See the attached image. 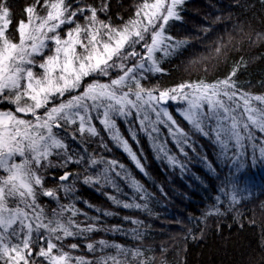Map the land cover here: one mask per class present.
I'll list each match as a JSON object with an SVG mask.
<instances>
[{
	"label": "snow or ice",
	"instance_id": "6c2138e0",
	"mask_svg": "<svg viewBox=\"0 0 264 264\" xmlns=\"http://www.w3.org/2000/svg\"><path fill=\"white\" fill-rule=\"evenodd\" d=\"M187 2L130 0L124 12L125 4L114 11L112 0H33L16 18L10 0H0V264H172L174 253H183L176 264H189V241L223 238L227 219L256 233L243 264H264V182L257 184L250 174L264 168V92L248 91L250 81L240 83L248 67L245 40L264 49V0H234L227 17L201 20L195 32L185 27L181 36L175 28L187 24ZM193 40L204 51L193 53L187 78L162 85L166 63L195 49ZM230 52L236 55L227 65ZM259 59L264 62V54ZM221 62L225 74L208 79ZM259 87L264 89V79ZM142 137L154 158L179 170L181 178L193 163L202 166L205 176L193 178L205 192L211 187L220 193L195 230L186 223L193 217L176 211L163 217L175 235L155 231L172 197L152 180L143 149L138 154L129 143L139 145ZM201 137L211 155L202 144L198 150ZM110 144L152 190L106 155ZM80 188H94L116 207L145 218L123 216L134 225L130 230L106 227L102 217L118 213L81 201ZM257 190L261 197L254 198ZM43 198L55 207L49 211ZM78 202L99 215L89 216ZM99 232L131 235L136 246L93 240ZM150 236L161 242L149 244ZM69 239L86 241L93 258L66 251L80 248L66 244Z\"/></svg>",
	"mask_w": 264,
	"mask_h": 264
},
{
	"label": "trees",
	"instance_id": "16d2710c",
	"mask_svg": "<svg viewBox=\"0 0 264 264\" xmlns=\"http://www.w3.org/2000/svg\"><path fill=\"white\" fill-rule=\"evenodd\" d=\"M33 0H10L12 8L14 10L16 18H20L23 15V8L28 4L32 3ZM130 0H112L114 5V11H116L115 5L118 3H124L125 9L121 10L126 12L127 5ZM234 3V0H188L186 4V14L185 20L187 24L185 26L177 25L175 28V32L180 33L181 36L184 34V28L188 27L195 32L199 26L201 20H211L214 19L215 16L223 14L225 17L228 15L227 9L230 5ZM233 15H235L233 13ZM193 44L196 45L195 49L190 50L184 55L176 58L171 63H166V69L168 75L161 78L160 83L165 86H171L174 83L179 82L181 79H186L188 74L185 71V67L190 59H194L195 55H199L204 51V45L200 44L197 40L192 41ZM239 46V45H238ZM244 51L243 56L246 61H248L247 71L240 78L241 84H247V82H251L252 87L248 89V91L254 93L264 92V89L259 87V82L261 79H264V62L260 61L259 55L264 54V49H261L259 45L249 46L247 41L245 40L243 45ZM195 53V55H193ZM236 54L234 52L229 53V59L227 61V65H230L232 62V57ZM227 65L224 62H221L215 69H212L208 73V79H215L218 77H222L226 70ZM201 76L204 74L201 72ZM195 75H193V79ZM175 106H173L174 108ZM177 119H182L177 114ZM121 131L124 132L125 136H127L126 127H122ZM129 143L133 146V149L137 151L139 154L141 149H143V158L146 164V167L150 173L152 180H154L157 184H164L166 190L169 192L172 197V201L168 203V211L165 213L163 208H161V220L157 222L155 231L160 232L164 231L168 233V228L166 225L168 221L163 219L166 215H171L176 211H182L185 215H191L193 219L190 222L186 221L189 227L194 230L197 228L198 219L201 216V213L208 209L215 199L216 195H219V192H213L211 187L209 190L205 192L198 184V181L193 178V175L204 177L205 170L199 164L193 163L190 165V173L181 178L179 170L172 172L168 168H166L163 164L157 161L154 158L152 149L147 141L146 137L141 138V142L137 145L134 141L129 138ZM203 145L205 151L211 155V148L207 140L201 137L198 141V150L199 145ZM112 148V152L106 155L116 158L121 163L125 164L127 168H129L133 175L136 176L142 183H145L150 190H152V185L149 181L145 180V178L138 172L135 168L134 164L127 157V155L122 152L119 148L114 145H109ZM173 150H175L173 148ZM191 155V153H190ZM250 174L253 176L255 182L260 184L264 182V168L257 166L250 170ZM215 186H219L220 181H213ZM52 185L49 184V187ZM79 187V185H78ZM124 191H129L126 186H123ZM110 191V190H109ZM81 201H88L95 208H99L101 210H107L110 212L118 213L116 216L102 217L103 222L106 227H111L112 225L121 224L125 230H130L134 225L130 223H126L122 220L123 216H131L136 219H144V215L142 213H136L129 210H124L122 208H118L113 205L110 201L106 199L102 192L96 191L94 188H80ZM63 196V193H61ZM253 197H261V193L259 190L253 193ZM43 203L48 205V209L55 207V204H48V198H43ZM62 203H68V200L62 199ZM167 203V202H163ZM173 204L175 207H173ZM77 207H79L82 211H86L89 213V216L99 215L94 209H89L86 204L82 202L77 203ZM79 220L83 221L84 217L79 216ZM151 221H149L150 223ZM165 225L162 229L160 225ZM210 227L215 228L216 225L210 222ZM222 237L220 235H215L204 241L203 243H195L189 241L188 245V261L189 264H243V261L249 258L251 250L255 247V239L256 233H253L248 230H240L236 225L233 224L231 219H227L222 221ZM169 235H175L176 233H168ZM93 240L106 239L110 242L114 241L116 243H120L127 248H131L136 246V241L132 239L131 235L124 236L119 232L116 233H106L99 232L95 233L91 237ZM165 241L168 239V235H165L163 238ZM79 243L80 248L78 250H70L65 247L66 251H71L72 254L75 255H84L88 259L93 258V254L89 253L85 247L86 241L84 240H72L69 239L65 243ZM161 238L159 236H150L148 243H160ZM180 247H184V245H179ZM108 253L112 255H116L114 249L107 250ZM178 252V248H177ZM96 255H99L97 253ZM258 256V253H257ZM123 257H121L122 259ZM183 253L173 254L169 257L172 264H176L178 260H182ZM131 260V257L128 258Z\"/></svg>",
	"mask_w": 264,
	"mask_h": 264
}]
</instances>
